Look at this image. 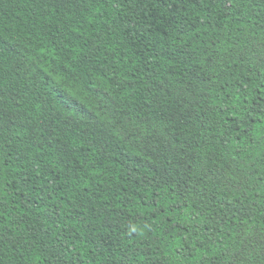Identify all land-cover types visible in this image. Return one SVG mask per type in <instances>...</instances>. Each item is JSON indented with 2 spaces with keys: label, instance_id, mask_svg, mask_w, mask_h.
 Here are the masks:
<instances>
[{
  "label": "trees",
  "instance_id": "1",
  "mask_svg": "<svg viewBox=\"0 0 264 264\" xmlns=\"http://www.w3.org/2000/svg\"><path fill=\"white\" fill-rule=\"evenodd\" d=\"M0 264H264V0H0Z\"/></svg>",
  "mask_w": 264,
  "mask_h": 264
}]
</instances>
